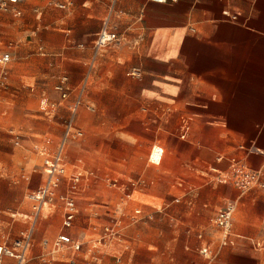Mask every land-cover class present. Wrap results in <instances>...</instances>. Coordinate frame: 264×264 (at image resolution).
I'll return each mask as SVG.
<instances>
[{
  "label": "crops",
  "instance_id": "0c3cea01",
  "mask_svg": "<svg viewBox=\"0 0 264 264\" xmlns=\"http://www.w3.org/2000/svg\"><path fill=\"white\" fill-rule=\"evenodd\" d=\"M112 1L20 0V16L6 13L0 17V26L10 16L20 18L24 14L34 25L36 21L38 26L43 23L44 31L38 28V37L24 50L23 58L27 60L23 73H28L29 79L61 72L55 84L51 79L44 85L39 81L37 86L40 98L47 97L46 114L52 119L57 117L61 129L52 128L51 134L59 137L54 146L46 143L51 151L47 156L50 160L44 159L41 166L43 174L33 175L35 168L29 176L22 175L33 190L25 196L28 209L13 217L19 215L26 220L31 213L28 195L46 180L51 157L63 133V122L70 115L77 90L87 74L90 75L84 100L94 107L80 108L76 125L84 137L70 142L66 152L68 174L89 171L94 176L82 182L74 212L67 211L65 204L58 201L54 210L43 212L28 262L148 264L160 256L149 247L139 249L141 234L134 231L138 207L127 206L135 202V193H157L153 188L155 169L147 170V176L130 178V189L116 176L130 174L122 166L132 167L135 163L138 140L133 126L141 125L146 138L142 144L149 150L147 167L163 162L172 138L183 143L187 151V160L181 162L179 156L174 164L188 167L190 176L178 179L174 187L177 185V192L187 199L194 222L187 231L186 242L177 246L171 259L177 264H264V246L258 242L264 234V0H117L111 11ZM108 16L121 41L103 50L90 68L93 42ZM35 49L41 56L48 52V58H35ZM7 53L10 64L17 53L3 54ZM7 65H1V81L6 80L3 73ZM132 68H140L142 76H129ZM64 75L72 90L66 102L56 90ZM8 90L7 83L0 88V94ZM10 112L8 107L1 114L7 117ZM184 117L191 120V131L186 139H181ZM134 118L139 119L135 120L137 123H133ZM14 144L20 146L21 142L15 139ZM74 144L76 157L72 158ZM153 149L162 153L159 161L151 159ZM230 158H239L259 172L263 187L242 194L235 186L222 182L197 190L198 176L210 178L214 176L212 169L229 172ZM110 182H115L114 186ZM104 186L119 192L126 205L121 199L114 205L107 204L115 196L102 195ZM66 188L67 184L60 191ZM228 201L237 203L233 243L222 247L219 228L209 227L203 220L209 212L217 215ZM110 210L117 216L110 215ZM161 210L163 206L157 208ZM117 218L124 226L121 242L95 246L104 227ZM202 225L207 226L206 230L194 233ZM8 227L1 228L7 238L12 231V226ZM25 228L22 223L17 231L21 233ZM191 231L193 234L189 235ZM61 234L81 245L77 249L55 250L53 242ZM6 241L1 240V251ZM204 246H209L212 256L200 252ZM12 262L3 258L0 264Z\"/></svg>",
  "mask_w": 264,
  "mask_h": 264
},
{
  "label": "rangeland",
  "instance_id": "374dc122",
  "mask_svg": "<svg viewBox=\"0 0 264 264\" xmlns=\"http://www.w3.org/2000/svg\"><path fill=\"white\" fill-rule=\"evenodd\" d=\"M38 28L39 31H44L43 23L38 26L36 21L34 25L26 14L20 18L10 16V20L3 22L0 26V58L4 55V52L12 51L17 53L15 55L16 59L6 66L3 73L4 78L6 77V80L4 79L3 81L6 85L7 83L9 84V90L0 94V251L2 239L7 240V244L11 243L19 237L20 232L17 229L22 226V223L25 227L27 226V220H24L23 217L19 215L13 217V214L21 213L28 209L25 196L30 190H33L28 185L29 181L23 179L22 175L27 174L29 176V174L34 172L35 168L36 173H33V175L43 174L41 166L44 163V159L46 161L50 160L47 156L51 151L46 148V143L51 142V146H54L59 137V135L51 134L52 128L60 129V127L56 122L57 117L52 119L46 114L47 97L40 98L37 86L39 81L41 82L40 85H44V82L51 79L53 84H55L61 72H55L53 76H42L34 79H29L28 73H23V64L27 60L23 58L24 50L27 43L38 37L39 31H36ZM33 53L35 58L42 60L47 59L49 54L47 52L46 56H41L36 49ZM1 73L2 66L0 64V75ZM21 81L24 82L21 83ZM32 87L34 91H31ZM8 107L11 112L5 117L1 113ZM135 120L139 119L134 118L133 123H137ZM133 127L136 132L135 138L138 140V150L134 158L135 163L132 167L122 166L123 169L130 173L129 175L116 174V176L124 180V183L127 184V189L128 187L130 189L133 188L132 182L129 181L130 178H138L139 175L147 176V170L155 169L154 177L156 182L153 188L157 192L152 195L135 193L133 198L135 202L127 204L128 208L138 207L136 213L138 222L134 231H139L141 234L138 244L139 249L149 247L151 252L160 255L148 264H177L171 257L178 248L177 246L186 242L187 231L194 222L193 214L189 213L187 199L179 191L177 192V185L174 187L175 182L179 181L178 179L189 178L190 176L188 167H183L182 163H180V165L182 164L181 167L174 164V161L179 156L181 162L187 160V151L183 143L180 142L181 144H178V140L172 138L168 141L166 158L163 162L159 166L151 165L147 167L149 150L145 144H142L146 143L144 130L141 125H134ZM15 139L21 142L20 146H15ZM76 144L71 150L72 158L76 157L74 155ZM174 147L175 149H173ZM41 153H45V155ZM155 158L156 155H154L153 160ZM213 175L207 179L198 176L200 182L197 183V190L201 191L203 187L210 186L211 183L220 185L223 173L214 172ZM101 192L107 198L111 194L115 196V200L107 202V204L114 205L121 199L122 205H126V201L120 198L119 192L115 193L105 186ZM176 195H178V198H175ZM160 206H163V210L157 211ZM109 214L113 215V217L117 216L113 210H110ZM152 214L153 217H151ZM215 216L216 212H209L203 223L209 227H216L214 223ZM11 226L12 231L7 238V235L1 232V228H10ZM206 228L207 226H199L197 230H194V233L205 231ZM192 234L193 231L189 235ZM258 242L264 246V234ZM262 251L264 252V249ZM163 253L164 255H162ZM31 262H27V264H31Z\"/></svg>",
  "mask_w": 264,
  "mask_h": 264
},
{
  "label": "built area",
  "instance_id": "2783aa9c",
  "mask_svg": "<svg viewBox=\"0 0 264 264\" xmlns=\"http://www.w3.org/2000/svg\"><path fill=\"white\" fill-rule=\"evenodd\" d=\"M117 0H113L111 4V11H113ZM157 3H165L168 0H151ZM20 0H0V17L2 14L12 13L15 16H20L21 11L18 8ZM121 37L117 31L111 27L110 18L104 21L101 29L97 33L92 45L93 59L90 68L93 67L100 53L112 45H118ZM11 61L10 54H4L0 58V64L5 66ZM89 75L84 77L80 87L77 90L76 98L70 109V115L63 122V133L58 143L57 149L51 157V163L48 169L47 177L38 190L30 193L28 199L32 202V210L26 216L27 226L20 233L19 237L14 239L11 243L5 244L0 254V263L3 258H10L13 260L12 264H27L29 253L34 244V233L45 210L52 211L56 208V202H63L66 210L74 212L76 210V198L80 194V186L82 182H88L93 176L94 172L76 171L68 174V167L66 161L67 147L70 142L80 140L84 137V132L76 125V118L80 108L85 106L89 110H94V107L86 104L84 97L87 90ZM128 75L131 77L140 78L142 70L140 68H132ZM68 76L60 77L56 90L61 93L62 102H66L72 90L68 85ZM5 83L0 80V88H5ZM191 131V120L187 117L182 118L180 128V138L186 139ZM157 152L155 160L153 157ZM162 153L153 149L151 159L159 161ZM224 160L223 158L220 159ZM224 162V161H222ZM229 172L223 173L219 169H212L219 174L223 173L222 182L231 184L237 187L242 194L249 192L255 187H263L261 183L259 172L251 170L245 162L239 158H230ZM67 184L65 191H60L63 185ZM114 186L115 182H110ZM237 210L236 201H228L225 206L217 213L214 218L215 225L220 230V244L222 247L233 243L231 239L233 235V220ZM124 226L121 218H117L113 223L104 227L103 235L96 240L95 246L105 245L107 242L115 243L121 242L123 237ZM45 245L48 243L45 242ZM55 250L62 248H79L81 243L71 238L67 234L59 235L53 242ZM257 246L261 247L259 244ZM200 252L206 256H212L209 246L201 248ZM118 263L119 259L116 260Z\"/></svg>",
  "mask_w": 264,
  "mask_h": 264
}]
</instances>
